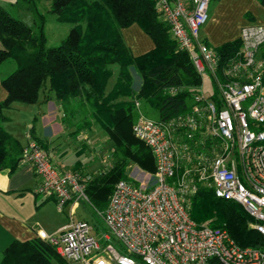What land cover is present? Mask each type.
I'll return each instance as SVG.
<instances>
[{
    "label": "built area",
    "instance_id": "2783aa9c",
    "mask_svg": "<svg viewBox=\"0 0 264 264\" xmlns=\"http://www.w3.org/2000/svg\"><path fill=\"white\" fill-rule=\"evenodd\" d=\"M210 1L155 0L176 46L188 53L199 77L207 74L212 89L203 95L199 83L186 112L161 120L145 115L134 100L130 129L153 154L154 170L141 171L140 183L115 181L96 210L106 230L99 237L91 223L70 217L55 232L36 230L68 264H264V244L240 246L223 227L189 217L191 196L209 188L216 198L240 204L264 243V70L258 54L264 25H241L240 46L219 66L215 46L199 37ZM18 160L39 178L34 193L53 198L56 210L88 201L91 174L56 170L36 141L23 145Z\"/></svg>",
    "mask_w": 264,
    "mask_h": 264
},
{
    "label": "trees",
    "instance_id": "16d2710c",
    "mask_svg": "<svg viewBox=\"0 0 264 264\" xmlns=\"http://www.w3.org/2000/svg\"><path fill=\"white\" fill-rule=\"evenodd\" d=\"M47 11L55 19L70 23L65 36L55 45H44L41 23L35 31L23 20L10 15L0 4V64L12 62V69L0 75L6 96L2 109L13 101L46 102L53 97L62 109L63 119L81 116L82 127L89 122L104 130L112 140L116 158L109 168L92 173L84 192L95 210H102L116 180L127 179L126 165L148 174L154 170L153 154L144 142L132 134L134 100L146 115L167 119L187 111L200 77L189 55L176 46L167 23L159 16L155 0H47ZM264 7V0H256ZM42 17V16H41ZM136 23L150 37L152 45L145 52L131 54L120 29ZM238 38L215 45L221 64L239 47ZM263 59L264 43L258 48ZM131 71L139 77L132 87ZM115 76L104 90L107 79ZM264 77V75H263ZM264 80V78H263ZM177 87L172 94L167 87ZM31 126L27 133H31ZM40 146L33 133L30 134ZM19 142L0 125V169L16 168ZM209 188L199 187L191 196L189 217L195 223L207 221L211 227H223L240 246L263 245L256 230L248 227L251 219L234 201L216 198ZM0 264H68L53 246L43 239H13L1 250ZM209 264H218L210 261Z\"/></svg>",
    "mask_w": 264,
    "mask_h": 264
},
{
    "label": "crops",
    "instance_id": "0c3cea01",
    "mask_svg": "<svg viewBox=\"0 0 264 264\" xmlns=\"http://www.w3.org/2000/svg\"><path fill=\"white\" fill-rule=\"evenodd\" d=\"M208 7L207 21L201 26L199 37L209 46L237 38L239 27L247 22L264 25V7L256 0H211ZM120 32L124 43L131 50V54L145 52L152 45L150 37L143 34L136 23L121 28ZM6 95L5 89L0 85V101ZM52 99L53 97L46 102H40L39 95L38 100L33 103L12 101L7 108L2 109L5 117L0 125L12 134L22 147L27 141L33 139L30 136L33 133V136L43 143L42 149L46 151L51 163L55 160L56 170H70L76 167L81 171L77 163L73 162L72 164L71 162L70 165H65L63 162H59L61 159L59 150L55 148L52 140L53 137L56 138L57 134H54L53 131L48 132L47 126H44V131H41L39 127L35 129L36 112L47 114L44 109L36 111L37 107L35 108V106L41 107V104H46ZM54 102L57 105V114L48 123L52 129L66 128L60 125L61 118L58 117V108H61V105L55 99ZM30 126L31 133H27ZM97 170L98 168L93 169L91 173H96ZM38 180L39 178L31 166L20 161H17L16 168L12 171L7 168L0 169V252L13 239H19V241L33 239L36 237L37 229H43L44 232H55L66 225L69 217L72 220V214L75 212L77 204L65 203L61 209L56 210L53 198L34 193L33 189ZM66 205L68 207L65 211ZM66 212H68L67 219L64 217Z\"/></svg>",
    "mask_w": 264,
    "mask_h": 264
},
{
    "label": "rangeland",
    "instance_id": "374dc122",
    "mask_svg": "<svg viewBox=\"0 0 264 264\" xmlns=\"http://www.w3.org/2000/svg\"><path fill=\"white\" fill-rule=\"evenodd\" d=\"M48 2L49 1L47 0H0V4L10 13V15L12 14L23 20L24 23L26 22L33 28L32 30L35 31L38 29L37 25L40 22L46 40L44 41V45L52 46L61 41V38L65 36L71 25L68 22L63 23L56 20L54 13H49L46 9ZM10 69H12V62L10 60H5L0 64V72H2V74H5ZM131 75L133 77L132 87L136 88L139 77L133 71H131ZM113 79H115L114 75H111L109 79H107L104 90L110 86ZM200 86L201 94L207 95L210 93L212 88L207 74H202L200 76ZM56 107L57 105L53 99L46 104H41V107L35 106L36 111L38 109H44L47 114H40V111H37L35 114L36 121L34 122V126L35 129L39 127L41 131H44V126H47L48 132L53 131L54 134H57L56 138L53 137L52 140L56 146L55 148L59 150L61 158L59 162H63L65 165H70L71 162L72 164L73 162L77 163V166L80 167L81 171L88 174L94 173H91L93 169L98 168L97 171H99L101 169L109 168L112 161L116 158V155L113 147L114 144L110 138L108 139L105 131L101 130L96 124H93V122H89V124L82 127L78 126L77 123L81 120V116L78 114H75L72 119L68 120L61 118V108H58V117L61 118L60 125L66 128L57 127L52 129L48 122L51 121V118L55 117V114H57ZM144 114L146 115V113ZM147 116L150 118L155 117L153 112L148 113ZM54 161H52V164L56 167ZM71 169L77 168L73 167ZM126 169V175L130 180H133L136 183L142 182V176L140 173L143 169L135 166L131 161L126 165ZM76 204L77 205L74 209L75 212L72 214L73 220L83 219V221L91 223V233L96 237H99L101 232L106 231L97 211L94 210L93 206H91L87 200H83V198L77 199ZM67 207V205L64 207L65 211ZM67 213L68 212L64 213L65 219H67ZM110 242L112 243V246L117 249V243L112 239ZM53 264H58V262L53 261Z\"/></svg>",
    "mask_w": 264,
    "mask_h": 264
}]
</instances>
